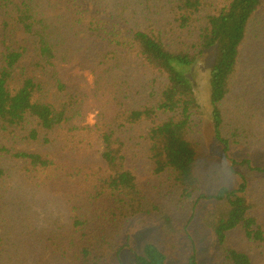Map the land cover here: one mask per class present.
Segmentation results:
<instances>
[{
  "label": "trees",
  "instance_id": "trees-1",
  "mask_svg": "<svg viewBox=\"0 0 264 264\" xmlns=\"http://www.w3.org/2000/svg\"><path fill=\"white\" fill-rule=\"evenodd\" d=\"M206 51L215 146L264 155V0H0V264H107L144 214L159 219L160 242L146 238L129 264H197L171 208L198 195L202 168L215 189L196 204L209 202L201 222L215 263L254 264L230 235L264 246V164L201 162V109L175 69ZM152 179L166 205L147 191Z\"/></svg>",
  "mask_w": 264,
  "mask_h": 264
},
{
  "label": "rangeland",
  "instance_id": "rangeland-1",
  "mask_svg": "<svg viewBox=\"0 0 264 264\" xmlns=\"http://www.w3.org/2000/svg\"><path fill=\"white\" fill-rule=\"evenodd\" d=\"M166 21L160 19L159 23L161 27L165 26ZM16 41L27 48V54L20 61V66L24 67L27 72H30V63L32 61L33 52L32 46L28 38L21 32L16 34ZM214 58L212 51H206L192 66H180L175 64V69L183 75L186 80L190 83L196 102L201 109V116L198 119L199 122V133L196 134V139L202 146L201 162L205 161L208 157H214L220 163H226L231 159L240 160L244 157L252 158L254 163L264 164V155L255 151H248L244 148H233L227 153H223L222 150L217 148L215 142L212 139V130L210 124V112L211 106L209 104V71ZM92 86V76L88 73L87 69L83 70V81L80 83V87L85 92L90 94ZM142 97H136L133 100L138 103L142 101ZM95 102L93 98L88 95L87 98V110L83 119V124L93 125L95 122ZM146 145V143H145ZM147 146V145H146ZM19 149L24 150V146H18ZM100 148L98 152L93 156L94 159H99ZM141 162V163H139ZM136 162V166L139 165L140 173L143 174L144 178H147V172L150 169V164L146 159H141ZM139 163V164H138ZM253 163V164H254ZM256 165V164H254ZM202 176L205 181L201 186L200 192L193 199L186 202L183 208L175 209L171 208L175 219L184 225L187 230V236H189L194 242L197 254V264H216L217 244L212 234L206 230L201 222V218L205 211L209 207V202L200 201L196 204V199L200 194H209L211 190L215 189L212 187L211 182L207 178V173L202 168ZM146 181V180H145ZM229 186L234 184V179L231 177L226 178ZM159 185L158 180H150L146 182V189L152 196V199L160 202L162 205H166V201L163 195L159 194L156 188ZM170 208V207H169ZM54 216L59 219V223L66 221L64 212L54 210ZM159 219L153 214H144L138 216L127 224L125 229V238L122 245L118 248L116 253L113 254L112 258L107 264H129L135 253L139 252L140 244L148 237H153L157 242H160V236L158 234ZM230 242L236 248L246 252L249 257L253 260L254 264H264V246H258L247 241L243 234L236 230L230 235ZM189 240L185 239L183 245L189 247ZM45 259L49 260V256L46 253ZM168 264H178L171 262Z\"/></svg>",
  "mask_w": 264,
  "mask_h": 264
}]
</instances>
